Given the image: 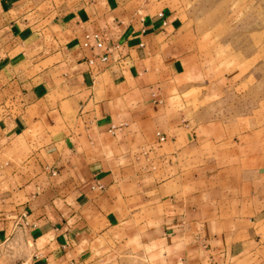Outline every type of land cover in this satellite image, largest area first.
Instances as JSON below:
<instances>
[{"label": "crops", "instance_id": "1", "mask_svg": "<svg viewBox=\"0 0 264 264\" xmlns=\"http://www.w3.org/2000/svg\"><path fill=\"white\" fill-rule=\"evenodd\" d=\"M182 11L0 0V255L264 264V110L219 114L237 66L206 61ZM94 35L117 46L97 66Z\"/></svg>", "mask_w": 264, "mask_h": 264}, {"label": "rangeland", "instance_id": "2", "mask_svg": "<svg viewBox=\"0 0 264 264\" xmlns=\"http://www.w3.org/2000/svg\"><path fill=\"white\" fill-rule=\"evenodd\" d=\"M182 2L188 37L206 61L220 62L228 72L237 66V92L222 96L219 114L237 115V120L258 116L264 110V0ZM9 249L0 255V264L17 263L15 248Z\"/></svg>", "mask_w": 264, "mask_h": 264}, {"label": "built area", "instance_id": "3", "mask_svg": "<svg viewBox=\"0 0 264 264\" xmlns=\"http://www.w3.org/2000/svg\"><path fill=\"white\" fill-rule=\"evenodd\" d=\"M86 42L84 43V46H88V38L89 35H86ZM95 37V47L99 49L98 53L95 54L92 58L88 60V63L91 66H97L98 64H105L109 59V54L112 52V49L117 46H107L105 47L103 42L97 38V35H94ZM160 139H163L160 137ZM101 187V186H100Z\"/></svg>", "mask_w": 264, "mask_h": 264}]
</instances>
